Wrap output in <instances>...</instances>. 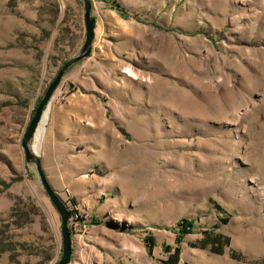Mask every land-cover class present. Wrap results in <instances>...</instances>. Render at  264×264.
<instances>
[{"label": "rangeland", "instance_id": "1", "mask_svg": "<svg viewBox=\"0 0 264 264\" xmlns=\"http://www.w3.org/2000/svg\"><path fill=\"white\" fill-rule=\"evenodd\" d=\"M91 1L93 52L62 99L102 86L103 144L79 171L91 186L35 152L71 214L69 264H167L175 247L179 264H264V0ZM85 36L80 0H0V264L62 258L23 139ZM216 235L222 254L200 247Z\"/></svg>", "mask_w": 264, "mask_h": 264}, {"label": "crops", "instance_id": "2", "mask_svg": "<svg viewBox=\"0 0 264 264\" xmlns=\"http://www.w3.org/2000/svg\"><path fill=\"white\" fill-rule=\"evenodd\" d=\"M79 69L73 68L64 76L54 94V103L44 115L33 149L41 154L46 172L53 165L62 166L59 171H64L65 177H78L76 180L83 186L90 187V181L79 175V171L93 167L97 162L94 157L103 144L104 106L98 98V87L102 89V86L97 83L80 86L82 94L75 93L66 101L60 100ZM100 74L102 78L103 73Z\"/></svg>", "mask_w": 264, "mask_h": 264}, {"label": "water", "instance_id": "3", "mask_svg": "<svg viewBox=\"0 0 264 264\" xmlns=\"http://www.w3.org/2000/svg\"><path fill=\"white\" fill-rule=\"evenodd\" d=\"M80 1H82L84 4V21H85V30H86V36H85V42L83 48L77 56L73 57L72 59H69L63 64V66L57 73L56 77L49 84L47 90L43 94L40 102L38 103L34 111V115L29 123V126L27 128V131L23 139V146L26 151L27 161L34 162L38 166V171L41 176L42 182L62 216L63 254L58 264H69L71 261L72 240H71V231L69 227L71 214L68 211L64 201L55 193V191L49 185L46 176L41 169V159L37 157V154L33 149V142L36 138V134L39 130L40 125L43 123L44 115L46 111H48L52 103L54 94L58 89V87L60 86L66 73L74 65L89 58L92 55L93 43L96 37V19L93 16L92 1L91 0H80Z\"/></svg>", "mask_w": 264, "mask_h": 264}, {"label": "trees", "instance_id": "4", "mask_svg": "<svg viewBox=\"0 0 264 264\" xmlns=\"http://www.w3.org/2000/svg\"><path fill=\"white\" fill-rule=\"evenodd\" d=\"M116 7H120L119 5H115ZM218 210H222L219 205H215ZM223 223H228V218L224 217L221 219ZM179 231L181 239L182 235L188 234L190 229L193 227L192 221H184V223L179 224ZM230 244V239L227 237H222L221 235H216L215 237H210L207 240H203L200 244L201 248H209L212 252L222 254L223 248ZM180 255L181 249L179 247L174 248V252L169 255V261L167 264H179L180 263ZM234 256V255H233ZM187 264V263H185Z\"/></svg>", "mask_w": 264, "mask_h": 264}, {"label": "built area", "instance_id": "5", "mask_svg": "<svg viewBox=\"0 0 264 264\" xmlns=\"http://www.w3.org/2000/svg\"><path fill=\"white\" fill-rule=\"evenodd\" d=\"M63 98H67L65 93L61 96L60 100L62 101Z\"/></svg>", "mask_w": 264, "mask_h": 264}]
</instances>
